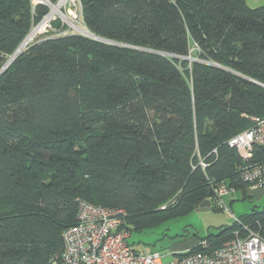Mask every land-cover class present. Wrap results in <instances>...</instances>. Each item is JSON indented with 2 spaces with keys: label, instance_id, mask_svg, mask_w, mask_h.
I'll return each mask as SVG.
<instances>
[{
  "label": "trees",
  "instance_id": "trees-1",
  "mask_svg": "<svg viewBox=\"0 0 264 264\" xmlns=\"http://www.w3.org/2000/svg\"><path fill=\"white\" fill-rule=\"evenodd\" d=\"M79 1L90 33L157 53L66 32L0 73V264H53L78 200L124 210L132 235L213 200L220 182L246 198L240 170L264 159L263 146L245 159L228 143L264 117V4ZM48 12L0 0V66ZM243 225L264 235V208L189 250L246 236Z\"/></svg>",
  "mask_w": 264,
  "mask_h": 264
},
{
  "label": "built area",
  "instance_id": "built-area-1",
  "mask_svg": "<svg viewBox=\"0 0 264 264\" xmlns=\"http://www.w3.org/2000/svg\"><path fill=\"white\" fill-rule=\"evenodd\" d=\"M31 1L33 4L45 3L49 6L57 5L61 0H58L57 4H52L48 0ZM73 4L79 7L81 15L80 1L73 0ZM66 5L64 4L65 11L59 7L58 12L51 13L50 9L33 26L23 41L24 46L21 45L17 52L21 51L22 46L26 49L38 35L47 38L50 35L66 33L53 26V21L56 19L60 20L61 27L64 25L62 21L65 20L62 15L73 18L70 3L68 8H65ZM250 120L252 124L249 128L228 140L230 146L239 151L244 150L245 159L253 157L256 145L264 147V117L252 116ZM240 175L250 187L264 186V159L242 167ZM233 191L226 183L220 182L214 188V197L211 202L213 201L221 209H226L223 197ZM125 216L126 213L122 209L78 200L77 222L63 231L62 250L59 256L54 257L53 264H57V260L61 264H264V235L260 231L250 230L246 225H243V228L247 230L246 236L240 237L236 232L232 239L212 249H209L207 240H200L199 245L203 250L185 249L178 253L175 261L163 263L158 252L143 253L129 243L131 231Z\"/></svg>",
  "mask_w": 264,
  "mask_h": 264
},
{
  "label": "rangeland",
  "instance_id": "rangeland-1",
  "mask_svg": "<svg viewBox=\"0 0 264 264\" xmlns=\"http://www.w3.org/2000/svg\"><path fill=\"white\" fill-rule=\"evenodd\" d=\"M35 1L38 2L40 0H35ZM68 3H70V7L73 11L72 13L73 18L71 17V20L78 21L79 24L84 27L81 21L82 19H81L79 7H76L73 4V0H68L66 2H63L60 5V7L64 9V4H67L65 8H68ZM246 3L250 7H257L263 5L264 0H246ZM48 7L50 11L51 5H49ZM62 22L64 24L63 27L64 26L66 27V29L63 30V32H74V33L82 34L77 29L72 28L70 24H67L68 22L67 23L65 21ZM32 28L33 26L31 27V29ZM31 29L29 30V32L31 31ZM29 32L18 44L17 48L23 45V41L27 37ZM40 38H43V35L36 36L29 44L33 43L34 40ZM23 46L21 51L25 49L23 48ZM10 56L11 55H9V57ZM187 57H190L191 60H193L192 58H196L193 52L191 55H188ZM8 58L6 62L9 61L10 58L9 59ZM14 58L15 57L13 56V58L7 63L3 62L2 65L0 66V70L6 69V67L10 64V62ZM4 64H6L5 68H4ZM241 153H244V150H241ZM248 194L249 196H247L246 198H242L243 195L240 191H233L225 195L223 197V202L227 207L226 209L225 208L221 210L215 209L218 208V206H216L215 203L212 201L210 209H206L202 211H197L193 209L178 215H168L166 219L161 223L153 227L145 228L139 232H134L129 240L133 242L135 248L138 251L143 253L158 252L161 255V260L163 263L173 262L178 256V253L184 251L187 248L186 245H191L192 241L196 240L197 237L203 238V237H207L210 234H215L218 231V228L222 226L231 225L235 217L249 212L253 207H257L259 209L264 208V186L250 190Z\"/></svg>",
  "mask_w": 264,
  "mask_h": 264
},
{
  "label": "water",
  "instance_id": "water-1",
  "mask_svg": "<svg viewBox=\"0 0 264 264\" xmlns=\"http://www.w3.org/2000/svg\"><path fill=\"white\" fill-rule=\"evenodd\" d=\"M57 4V3H56ZM82 35H85L82 33ZM94 35V34H92ZM96 36V35H95ZM93 39H96L100 42H103V43H106V44H111V45H117V46H124V47H129V48H132V49H136V50H143V51H148V52H154V53H157L156 51H153L151 49H147V48H141V47H138V46H132V45H128V44H124V43H118V42H115V41H112V40H109V39H105V38H102V37H99V36H96V37H92ZM19 48H17L14 53L10 56L13 58V56L15 57V53L16 51L18 50ZM9 57V58H10ZM8 58V59H9ZM193 60H195V58H192ZM3 71V69L0 70V73ZM240 76L244 77V78H247L257 84H261L257 81H255L254 79H251V78H248L246 76H243L240 74ZM262 85V84H261ZM210 206H211V201L209 199H206V200H203L196 208L195 210L197 211H202V210H206V209H210Z\"/></svg>",
  "mask_w": 264,
  "mask_h": 264
},
{
  "label": "bare ground",
  "instance_id": "bare-ground-1",
  "mask_svg": "<svg viewBox=\"0 0 264 264\" xmlns=\"http://www.w3.org/2000/svg\"><path fill=\"white\" fill-rule=\"evenodd\" d=\"M65 1H67V0H61V1L59 2V4H57V5H51V13H56V12H58V8L60 7L61 3L65 2ZM64 16H65V17H64ZM62 17L64 18L65 21L68 22V24H70V26H71L72 28L77 29V30L80 31L81 33L85 34L86 36H89V37H96L95 35H92V33H90L85 27L81 26V25L79 24L78 21H72L71 19H69V17L67 18L66 15H62ZM28 39H30V37H29ZM16 53H17V52H16ZM16 53H15V54H16ZM11 59H12V58L10 57L9 61H10ZM9 61H7V62H9ZM7 62H6V63H7ZM5 67H6V64H4V68H5Z\"/></svg>",
  "mask_w": 264,
  "mask_h": 264
},
{
  "label": "crops",
  "instance_id": "crops-1",
  "mask_svg": "<svg viewBox=\"0 0 264 264\" xmlns=\"http://www.w3.org/2000/svg\"><path fill=\"white\" fill-rule=\"evenodd\" d=\"M257 188H258V187H257ZM253 189H255V188H253V187H249V189L247 190V194L250 192V190H253ZM248 195H249V194H248ZM194 244H195V240L192 241L191 245H186V246H187L186 249H189V247H191V246L194 245ZM183 246H185V245H183Z\"/></svg>",
  "mask_w": 264,
  "mask_h": 264
}]
</instances>
